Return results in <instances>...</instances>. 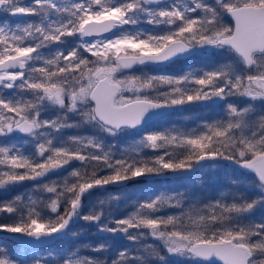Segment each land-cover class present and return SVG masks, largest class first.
I'll list each match as a JSON object with an SVG mask.
<instances>
[{
	"label": "snow or ice",
	"instance_id": "snow-or-ice-1",
	"mask_svg": "<svg viewBox=\"0 0 264 264\" xmlns=\"http://www.w3.org/2000/svg\"><path fill=\"white\" fill-rule=\"evenodd\" d=\"M201 102L217 115L154 124ZM220 168L227 188L193 191ZM138 177L178 186L117 215L108 187ZM26 181L0 264H264V0H0V193Z\"/></svg>",
	"mask_w": 264,
	"mask_h": 264
},
{
	"label": "trees",
	"instance_id": "trees-1",
	"mask_svg": "<svg viewBox=\"0 0 264 264\" xmlns=\"http://www.w3.org/2000/svg\"><path fill=\"white\" fill-rule=\"evenodd\" d=\"M202 64V63H201ZM205 105L208 108L211 107H216L215 105H213L211 102H201V103H192V104H188L183 106L182 108L184 110H186L184 113L185 116H191L192 114H197L199 111H201V106ZM179 108L175 109L174 112H172L171 114H169L168 116L161 118L157 121H155V125L158 127L163 126L164 124L167 123H171V120L177 116V114H175L176 110H178ZM182 112H180L181 114ZM183 115V114H182ZM216 172H219V176H214L211 177V179L213 180V184L215 186V188L213 189L212 193L208 192V188L211 185V183H209L208 177L207 179H202L203 183H207L206 188L204 186V184L202 185H197L193 188V191L201 194L203 196H207V197H213L217 194V192L220 190L218 187V183L220 185V188H227L228 184H227V177L230 175H233L232 169L228 168H220V169H215ZM221 172V174H220ZM200 176V174H198ZM221 175V177H220ZM53 179H55L56 177H52ZM210 179V180H211ZM172 180H174V178L169 179V178H161V179H152V180H148L144 177H138V179H131L126 185L123 186H109L108 187V191L109 192H113V193H118L121 195V200L119 202V211L116 213L117 215H123L125 214L126 211H130V208H126V205L130 202L133 201L135 198H140L142 199L144 196H139L137 197V195H133L132 197H130L128 199V201H124L123 196L125 194V192H129L131 193L134 190H139L141 192L145 191L147 188L153 187V186H158V184H160L161 182H172ZM222 181V184L220 183V181ZM32 182L30 181H26L24 182L22 185L16 186L14 188L9 189L6 193H0V199H6L9 198L17 193L23 192L25 189L29 188ZM106 195V193L100 191V190H93V192L86 197L85 199V204H89L92 202H95L98 198H103ZM87 226L84 225V223L81 221L77 224H75L73 226V230L74 231H78L81 228H86ZM95 233V229L94 228H88L87 231L85 232L84 236L81 237V241L83 242H97L98 241V237L96 235H94ZM114 247H120L123 244V241L121 240H117L113 242ZM17 243L13 242L12 240L8 239V238H4L1 237L0 238V246H3L4 248H6L9 252H11L14 246H16Z\"/></svg>",
	"mask_w": 264,
	"mask_h": 264
},
{
	"label": "rangeland",
	"instance_id": "rangeland-1",
	"mask_svg": "<svg viewBox=\"0 0 264 264\" xmlns=\"http://www.w3.org/2000/svg\"><path fill=\"white\" fill-rule=\"evenodd\" d=\"M145 27H147V26L145 25ZM188 66H189V63L188 62L180 61L177 64L173 65L172 66V69L173 70H178L180 68H187ZM192 66L201 67V66H203V64L194 63V64H192ZM144 70L145 71H149L150 69H147L146 68ZM174 110H172V112H174ZM185 111L186 110H184L183 108H179L178 110L175 111L176 112L175 114H177V116H175L171 120V123L164 124L161 127L176 126V127L186 128V129L194 128L197 125H199L202 122H204L205 120H208V119H211V118L215 117L217 115V113L219 112V109L217 107L208 108L207 106L202 105L201 106V111H199L197 114H192L191 116H185L184 113H183ZM180 112H182V113L180 114ZM154 123H155V121H154ZM67 134H71V130H69V132ZM218 173L219 172H216L215 170H207V169H205L203 172L199 173L200 174V176H199L200 179H203V178L204 179H207V177H208L209 183H211V185L208 188V192L209 193H212L213 192V189L215 188V186L213 184V180L211 179V177L219 176ZM220 174H221V172H220ZM220 177H221V175H220ZM158 179H161V178H158ZM220 183L222 184V181H220ZM203 184H204V186L206 188L207 183L205 182ZM177 186L178 185H177V183L174 180H172V182L165 181V182H161L160 184H158V186H153V187L147 188L143 192H141L139 190H134L131 193L125 192V194L123 196V199H124V201L125 200L128 201V199L130 197H132L133 195H137V197H139V196H146L149 193H151L152 191H154L156 189H159V188L177 187ZM218 187H219V189H223V187L220 188L219 183H218ZM4 193H6V192H3V194ZM136 199H140V198H135L134 200H136ZM5 234H9V233H7V232H0V238L1 237L6 238L5 236H3ZM18 247H19V244L17 243V245L12 248L13 250L11 251V253H15Z\"/></svg>",
	"mask_w": 264,
	"mask_h": 264
},
{
	"label": "water",
	"instance_id": "water-1",
	"mask_svg": "<svg viewBox=\"0 0 264 264\" xmlns=\"http://www.w3.org/2000/svg\"><path fill=\"white\" fill-rule=\"evenodd\" d=\"M171 112H172V110H169V111L167 112V114L164 115L163 117H159V116H158V117L155 119V121H156V120H159V119H161V118H164V117H166V116H168ZM170 175H171V174H169V176H170ZM144 178H146V179H148V180L157 179V178H149V177H144ZM159 178H165V177H159ZM135 179H138V178H135ZM129 181H130V180H129ZM129 181H126L124 185H126ZM112 186H117V185H112ZM3 236H5L6 238L11 239L12 241H14V242H16V243L19 244V238H18L17 236H14L13 234H5V235H3Z\"/></svg>",
	"mask_w": 264,
	"mask_h": 264
}]
</instances>
